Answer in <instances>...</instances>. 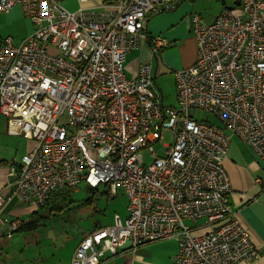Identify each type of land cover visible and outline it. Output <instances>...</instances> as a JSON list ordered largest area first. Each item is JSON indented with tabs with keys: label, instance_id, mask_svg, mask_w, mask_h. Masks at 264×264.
Listing matches in <instances>:
<instances>
[{
	"label": "built area",
	"instance_id": "1",
	"mask_svg": "<svg viewBox=\"0 0 264 264\" xmlns=\"http://www.w3.org/2000/svg\"><path fill=\"white\" fill-rule=\"evenodd\" d=\"M104 1L107 11L71 12L61 0H0V14L20 6L36 26L20 44L0 37V114L9 135L35 141L10 163L0 211L14 201L38 211L57 191L105 185L124 191L128 217L90 233L72 264H100L128 241L174 240L175 264L258 258L231 210L224 161L236 136L264 163V0H240L241 14L224 8L212 24L192 16L197 60L174 73L177 106L157 93L152 64L126 74L128 55L149 38L146 21L172 0ZM151 42L154 57L170 44Z\"/></svg>",
	"mask_w": 264,
	"mask_h": 264
},
{
	"label": "crops",
	"instance_id": "2",
	"mask_svg": "<svg viewBox=\"0 0 264 264\" xmlns=\"http://www.w3.org/2000/svg\"><path fill=\"white\" fill-rule=\"evenodd\" d=\"M198 1H169L166 7H173L171 10L151 16L146 21L145 34L149 38L143 39L140 48L128 55L126 74L129 78L137 76L141 64H152L156 83L160 60L164 63L166 70L172 69L171 74L173 76L175 70L193 66L196 63L198 53L192 24V16L194 14H198L207 24L214 23L223 9L227 7L234 9L236 14H241L240 0H230L231 4H228L227 0H208V2H215L221 7L214 16L209 14L211 20H207L201 14L200 8L197 7ZM61 2L71 12H77L82 9L94 12L109 10V8L106 9L104 0H61ZM35 29L36 26L24 15L20 6H16L9 13L0 14V37H11L15 44L23 42ZM158 36L165 37L170 41V44L161 49L157 57H154L151 51V40ZM154 61L157 62V70L154 67ZM173 79L176 88L175 77ZM34 147L35 141L33 140L23 136L9 135L7 119L0 114V192L4 191L11 182L9 176L10 163L20 162ZM224 167L232 185L231 210L240 223L249 231L251 242L260 249L258 258L237 264H264V163L260 161L249 146L244 144L238 137L232 136ZM82 184L92 189L86 184ZM81 185L74 191L73 195L76 194V191L81 190ZM97 189H93L95 191L94 193L92 192L95 197L96 193H98ZM105 192L109 193L108 187L103 193ZM79 194L82 196L77 199L81 200L87 193L81 190ZM102 194L101 197H103ZM107 196L111 197V199L117 197V195ZM95 203H93V206ZM81 204L84 205L83 202ZM35 212L37 211L29 205H24L17 201L6 205L0 211V264H72L73 255L86 234L76 244L71 257L67 259H59L57 255H51V259L48 257L44 259L43 254L41 255L40 251L38 253L35 247L31 250V245L30 259H18L17 253L25 251L24 247L21 248V245L24 240L29 238V233L18 232L17 230L11 231V223L17 220L27 223ZM116 215L120 216L123 221L128 217L115 213L112 225L107 226L106 224L102 226L97 222L95 228L90 232L113 226ZM207 230V228H204L198 231V234H203ZM53 242L48 240L50 246H52ZM37 243L39 245V242ZM48 246L42 247V251L44 249L46 253L49 252ZM177 252L178 243L174 240L158 241L143 245L137 249H133L132 242L128 241L118 255L111 256L106 254L100 259V264H175Z\"/></svg>",
	"mask_w": 264,
	"mask_h": 264
},
{
	"label": "rangeland",
	"instance_id": "3",
	"mask_svg": "<svg viewBox=\"0 0 264 264\" xmlns=\"http://www.w3.org/2000/svg\"><path fill=\"white\" fill-rule=\"evenodd\" d=\"M227 2L228 4H231L230 0H227ZM197 7L200 8L201 14L207 18V20H211L209 14L210 16L217 14L221 6L217 5L215 2H208V0H199ZM156 65L157 62L154 61L155 69ZM171 70L172 69L166 70L164 63L160 60L156 80V90L160 96L163 94L165 105L177 106L176 88ZM194 119L203 122H213V117L210 114L200 110H196ZM66 121L67 118L65 117L63 122ZM171 141V133H167L165 144L170 145ZM80 189L87 194H85L83 199L80 198L81 200H78L77 198L82 196L79 194L81 190L76 191V194L73 195L72 199L79 203H74L64 214L52 217L39 232L28 234L29 238L24 240L21 245V248L24 247L25 251L17 253L18 259H30V245L31 250L35 247L38 253L40 251V254H43L44 259L47 257L51 259V255H57L59 259H67L73 254L76 244L81 241L85 233H88L95 228L97 222L102 226L106 224L108 226L113 224L115 213L124 217L128 216L129 200L121 188L118 190L117 197L111 199V197H108L107 195L101 197V194L107 190L105 185H101L97 189V200L95 201L96 203L94 206L82 205V202L80 203V201L90 197L92 194V190L85 187L83 184ZM43 214H48V208L43 210ZM30 237L32 240L31 242ZM48 240L51 242L54 241V245L52 244V246H50ZM37 242H39V245H37ZM46 246H48L47 248L49 249V252L47 253L44 249L42 251V247L45 248Z\"/></svg>",
	"mask_w": 264,
	"mask_h": 264
},
{
	"label": "trees",
	"instance_id": "4",
	"mask_svg": "<svg viewBox=\"0 0 264 264\" xmlns=\"http://www.w3.org/2000/svg\"><path fill=\"white\" fill-rule=\"evenodd\" d=\"M94 193L95 190L91 189ZM73 191H57L51 195L48 199L46 206L34 214H32L30 220L27 223H22L21 226L17 229L18 232H26V233H37L42 228H44L46 222L50 220L52 217H56L64 214L74 203H79L73 200ZM92 195V194H91ZM110 195V193L105 192L102 196ZM96 197L94 195L90 196L88 199L83 202L84 205H91L96 201ZM80 202V203H81ZM48 208V214H43V209ZM100 230V229H99ZM92 233V232H90ZM85 233L84 239L90 234ZM83 239V240H84ZM82 240V241H83Z\"/></svg>",
	"mask_w": 264,
	"mask_h": 264
},
{
	"label": "water",
	"instance_id": "5",
	"mask_svg": "<svg viewBox=\"0 0 264 264\" xmlns=\"http://www.w3.org/2000/svg\"><path fill=\"white\" fill-rule=\"evenodd\" d=\"M239 4H240V3H239ZM156 70H157V67H156ZM194 113H195L194 109H191V110H190L191 117L194 116Z\"/></svg>",
	"mask_w": 264,
	"mask_h": 264
}]
</instances>
